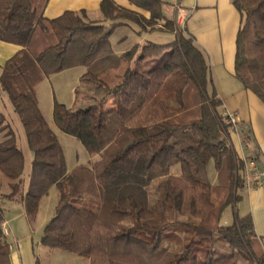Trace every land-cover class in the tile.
Instances as JSON below:
<instances>
[{
	"label": "trees",
	"instance_id": "obj_1",
	"mask_svg": "<svg viewBox=\"0 0 264 264\" xmlns=\"http://www.w3.org/2000/svg\"><path fill=\"white\" fill-rule=\"evenodd\" d=\"M46 1L0 0V40L20 46L1 65L0 92L32 151L25 188L23 153L0 112V182L9 189L0 193V264H10L3 202H21L29 224L51 186L57 203L40 243L88 264H264L251 216L236 210L245 186L244 161L229 137L236 126L221 111L202 50L166 17L167 3L101 0L107 26L83 12L46 18ZM231 4L240 14L233 71L264 103V0ZM118 26L139 38L156 30L171 38L136 39L117 53L110 35ZM74 66L84 67L74 89L84 102H55L51 117L57 130L79 140L88 160L66 171L35 90L43 77ZM137 183L154 184L151 201ZM228 206L232 221L223 225Z\"/></svg>",
	"mask_w": 264,
	"mask_h": 264
},
{
	"label": "crops",
	"instance_id": "obj_2",
	"mask_svg": "<svg viewBox=\"0 0 264 264\" xmlns=\"http://www.w3.org/2000/svg\"><path fill=\"white\" fill-rule=\"evenodd\" d=\"M114 1L122 7H131L127 0ZM100 2L101 0H47L42 12L46 18H55L65 11L83 12L90 20L101 21L103 16L98 9ZM164 2L167 3L164 6L166 17L174 20L179 13V20L183 21L184 33L191 35L195 45L202 50L208 65L211 85L222 101L221 111L236 117V129L231 131L229 136L233 150L242 159L253 158L260 170L264 171V103L254 93L243 87L233 71L234 43L240 26V14L231 4L232 0H176V3L165 0ZM127 31L128 33H124L126 36L134 35L131 29L128 28ZM147 37L145 33L138 41ZM120 40V37L115 40L116 47L113 48L117 53L126 49L122 45L123 41ZM19 48L20 46L16 44L0 40V73L1 65ZM0 95H2L1 92ZM0 112L2 113L1 110ZM244 134L245 138L242 136ZM2 137L3 133H1V139ZM26 183L27 181L24 183L25 188ZM6 184L4 180L0 182V192L9 191ZM1 185H5L7 190ZM239 203L240 214L249 213L253 229L264 247V180L261 184L249 189L244 186ZM19 204L20 208L14 206L16 214L12 218L4 213L3 223H6L9 230L6 238L12 244L9 251L10 264H34L36 259L39 260V255L34 251L32 239L27 238L21 244L22 250L26 247L25 251L28 254L25 261L24 253L19 247L20 241L16 238L19 226L14 220L23 222L24 219L27 222L23 211L24 206L21 202Z\"/></svg>",
	"mask_w": 264,
	"mask_h": 264
},
{
	"label": "rangeland",
	"instance_id": "obj_3",
	"mask_svg": "<svg viewBox=\"0 0 264 264\" xmlns=\"http://www.w3.org/2000/svg\"><path fill=\"white\" fill-rule=\"evenodd\" d=\"M165 1V0H164ZM169 3H176V0H166ZM107 26L111 24L109 21H103ZM128 27L118 26L115 28L113 34L110 36V41L112 43V48L116 47L115 40L117 38H121L120 41H123V46L129 47L132 42L136 41V39L140 40V38L135 37V35L126 36L124 33H128ZM148 38L156 41V42H166L171 38V34L167 33L163 30H156L150 32ZM84 72L83 66H74L63 69L59 72L53 73L46 78L43 77L40 82L36 85V95H37V105L40 109V112L43 115V118L48 121L51 126V130L56 134L58 141L63 150V157L65 163V170L70 171L74 166L78 164H85L88 160V153L85 150L84 146L74 138L72 135H68L57 130V127L54 125L52 121V110L53 103L58 102L62 103L68 107L79 106V104L84 102V96L81 95L76 98L75 90L79 86V75ZM85 95V93H84ZM10 101L6 94L0 95V110L10 122L12 129L14 130L16 145L21 149L24 158V166H23V177L26 178L27 181V170L30 169V163L32 160V151L28 147L26 142L25 133L23 132V126L18 119V116L13 111L12 106L10 105ZM1 139V133H0ZM215 172L212 165H209L208 168V177L209 180L215 181ZM139 184L141 186H139ZM139 189L148 195V200L151 201L153 199L154 192V184L148 183V185L142 186L141 183L136 184ZM3 188H7L5 185H1ZM7 190V189H6ZM1 193V192H0ZM57 189L55 186H51L46 195L42 196L38 204V210H36V214L34 219L27 224L24 219L23 222L15 219L14 222L19 226L17 227L18 234H16V238L20 241L19 247L22 250L21 244L25 239H32L34 242V251L39 255V261L41 264H88V260L86 258L80 257L73 253L61 250V249H50L40 244V235L42 234L43 227L46 222L52 217L55 205L57 203ZM80 205H83V202H79ZM4 206V213L8 214L11 218L16 214L15 207L20 208V204L17 201H9L5 200L2 204ZM236 210L238 215H240V203L236 202ZM232 213L233 209L231 206H228L224 209L222 215L220 216L221 224H229L232 221ZM28 230V231H27ZM26 247L23 248V259L27 261L28 254Z\"/></svg>",
	"mask_w": 264,
	"mask_h": 264
},
{
	"label": "built area",
	"instance_id": "obj_4",
	"mask_svg": "<svg viewBox=\"0 0 264 264\" xmlns=\"http://www.w3.org/2000/svg\"><path fill=\"white\" fill-rule=\"evenodd\" d=\"M180 16L179 13H177L176 15V19H174L176 21V23L179 26H183V21L179 20ZM224 115H227L229 117V120L231 122V124H233L234 126H236V117L232 114H229L227 112L223 111ZM243 163H244V182H245V186L249 189V187H252L254 185H259L263 182L264 180V171H261L260 168L258 167V164L255 162V160L253 158H248V159H243ZM6 223H2V233L5 237H7L9 235V230L7 225H5ZM11 243H10V247H11Z\"/></svg>",
	"mask_w": 264,
	"mask_h": 264
}]
</instances>
